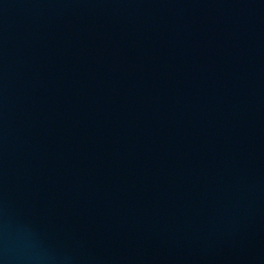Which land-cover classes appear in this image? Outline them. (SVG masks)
<instances>
[{"label":"water","instance_id":"water-1","mask_svg":"<svg viewBox=\"0 0 264 264\" xmlns=\"http://www.w3.org/2000/svg\"><path fill=\"white\" fill-rule=\"evenodd\" d=\"M0 264H264V0H0Z\"/></svg>","mask_w":264,"mask_h":264}]
</instances>
